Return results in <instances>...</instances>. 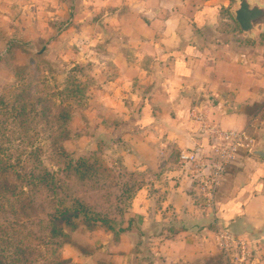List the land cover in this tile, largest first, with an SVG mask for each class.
I'll use <instances>...</instances> for the list:
<instances>
[{"label":"crops","instance_id":"1","mask_svg":"<svg viewBox=\"0 0 264 264\" xmlns=\"http://www.w3.org/2000/svg\"><path fill=\"white\" fill-rule=\"evenodd\" d=\"M137 3L130 25L115 30L143 49L155 83L144 102L129 111L130 103L115 110L121 123L127 122L121 119L125 110L132 112V120L147 111L151 121L116 138L127 169L155 175L130 201L138 227H132L133 220L129 230L123 227L117 252L126 254L129 240L137 262L142 246H148L146 264H214L219 254L230 264H264V159L252 153L264 144V47L248 45L260 42L258 32L247 34L251 42L224 40L215 0ZM220 6L227 8L225 1ZM242 130L254 139V147L239 150L214 205H207L180 154L209 153L219 144L211 132ZM225 231L233 240L228 249L220 239Z\"/></svg>","mask_w":264,"mask_h":264},{"label":"rangeland","instance_id":"2","mask_svg":"<svg viewBox=\"0 0 264 264\" xmlns=\"http://www.w3.org/2000/svg\"><path fill=\"white\" fill-rule=\"evenodd\" d=\"M125 1L0 0V95L11 90L20 93L18 105L25 113V123L18 124V133L13 128V135L0 134V146L1 141H9L4 146L10 147L7 153L15 171L0 169L5 172L0 173V195L7 194L11 200L12 194L7 190L17 187L26 191L20 202L33 208H24L22 219L29 221L27 226L35 234L45 233V225L41 224L48 222L52 211L50 196L46 198L49 192L33 184L31 176L43 174V166L55 175L58 185L59 180H66L63 168L68 159L99 158L110 177L102 176L100 182L86 185L75 178L68 180L70 187H83L77 195L90 205L99 200L97 191L90 187H109L106 189L118 193L123 184L137 187L155 175L127 169L120 138L114 136L115 126L122 124L115 109L130 103L129 111L144 102L155 83L153 65L143 55V49L130 44L126 36L121 37L120 30H115L120 25H130L129 14L139 7L137 0L131 4ZM215 1L217 8L223 1L227 4L217 21L223 39L254 41L235 20L237 0ZM253 1L264 5V0ZM256 31L259 45L255 41L248 45L262 49L264 28L258 26ZM9 98L12 104L14 96ZM128 111L122 112L121 117L126 123L132 121V112ZM6 116L9 118L11 112ZM125 205L121 206L125 209L122 217L115 206L108 212L114 231L102 224L90 229L82 221L74 228H65V236L56 237L58 255L77 264H146L143 260L151 259L146 256L147 245L142 246L138 262L128 239L127 253L117 252L121 233L118 230L131 228L132 220V227L138 223L137 216L129 211L130 201ZM97 210L107 212L105 205ZM12 218L8 200L0 199V221ZM222 257L219 254L214 264H230Z\"/></svg>","mask_w":264,"mask_h":264},{"label":"trees","instance_id":"3","mask_svg":"<svg viewBox=\"0 0 264 264\" xmlns=\"http://www.w3.org/2000/svg\"><path fill=\"white\" fill-rule=\"evenodd\" d=\"M223 7L219 6L218 12L222 11ZM12 104L10 103L13 97ZM20 93H14L13 90L0 95V134H14L13 128L16 129L15 133H18L21 129L19 125H23L25 120L24 110L21 111L19 102ZM146 99V97H145ZM9 100V102L7 101ZM147 104V103H146ZM147 106L145 105L144 108ZM9 108V109H8ZM22 108V107H21ZM8 109V110H7ZM14 120L10 121L6 115L10 114ZM36 115V113H35ZM151 119L148 116V112L144 111V115L140 118H136L129 123H122L115 126L114 136H118L121 132L132 129L134 126L147 125ZM19 124V125H18ZM27 125V123H26ZM4 133V134H3ZM7 142L1 141L0 146V169H13L14 165L10 162V157L7 153L10 147L4 145ZM17 146H20L19 144ZM7 153V154H6ZM43 174L37 175L32 173L33 184H39L41 190H46L49 194L51 203L50 219L42 230L44 234H35V232L28 228V220L22 219L24 208H33L25 206L20 202L21 195L26 197V191L18 190L15 187L11 192V200L7 194L0 195V199L8 200L9 212L14 215L12 219H5L0 221V264H77L70 259L61 258L58 255V242L57 236H65V228H74L78 221H82L88 228L92 229L97 224H102L108 230L114 231L112 225V219L108 216V212L115 206V210L122 217L124 215L122 205L125 207L126 202L131 201L135 193L144 185L140 184L137 187H126L123 184L120 191H113L106 189L109 187H90V189L97 191L99 200L94 205H90L84 199L77 195L79 189L83 187H70L68 180L75 178L82 185H86L89 182H100L108 175L107 166L99 158H80L78 160L68 159L65 163L63 171L66 172V180H59L57 185L55 175H52L51 171L43 166ZM14 171V169H13ZM15 172V171H14ZM5 173V172H0ZM42 176V177H40ZM19 178V176H17ZM94 179V180H93ZM104 190H108L105 194H101ZM22 197V198H23ZM106 206L105 213L97 210ZM109 217V218H108ZM62 225V226H61ZM41 228V226H40ZM130 228V227H129ZM128 228V229H129ZM46 229V230H45ZM121 228L118 231L122 232ZM224 259L227 257L222 254ZM227 261V259H226Z\"/></svg>","mask_w":264,"mask_h":264},{"label":"built area","instance_id":"4","mask_svg":"<svg viewBox=\"0 0 264 264\" xmlns=\"http://www.w3.org/2000/svg\"><path fill=\"white\" fill-rule=\"evenodd\" d=\"M212 135L219 139V144L212 146L209 153L183 152L180 161L187 166L194 182L199 188V197L207 204L214 205L217 188L224 180L227 166L236 160L241 148L251 151L254 139L244 130L242 131H214ZM223 248L231 247L233 240L228 231L220 234ZM242 257H246L247 249L241 243Z\"/></svg>","mask_w":264,"mask_h":264},{"label":"water","instance_id":"5","mask_svg":"<svg viewBox=\"0 0 264 264\" xmlns=\"http://www.w3.org/2000/svg\"><path fill=\"white\" fill-rule=\"evenodd\" d=\"M234 15L241 30L249 36L253 35L258 26L264 28V5L257 1L237 0ZM252 153L264 159V144L255 147Z\"/></svg>","mask_w":264,"mask_h":264}]
</instances>
